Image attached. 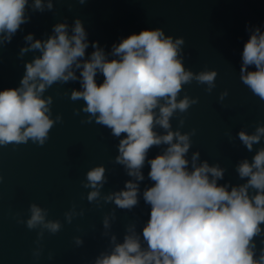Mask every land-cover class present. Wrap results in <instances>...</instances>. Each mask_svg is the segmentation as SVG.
Returning a JSON list of instances; mask_svg holds the SVG:
<instances>
[{"label":"clouds","instance_id":"obj_1","mask_svg":"<svg viewBox=\"0 0 264 264\" xmlns=\"http://www.w3.org/2000/svg\"><path fill=\"white\" fill-rule=\"evenodd\" d=\"M78 2L84 5L87 0ZM53 10L54 0H0V48L30 22L31 13ZM246 31L250 37L243 47L239 78L264 101V31L250 25ZM24 41L18 54L21 59L29 52L39 54L25 62L18 87L0 91V147L29 141L45 145L51 129L63 122L61 114L53 118V97L45 93L54 84L78 81L80 88L70 90V99L84 104L74 114L85 113L81 123L95 121L118 139L113 162L123 166L129 177L122 189L104 194L105 166L90 168L81 181L83 188L90 189L87 201L97 207L114 203L118 209L132 211L140 202V184L146 179L143 169L150 166L147 179L152 183L142 191L150 215L142 231H137L135 222L128 223L121 242L111 231L117 219L115 209L106 213L101 235L108 238L109 249L92 264H264V146L255 149L251 160L236 163L235 172L245 182L235 185L219 183L227 170L201 160L199 150L189 158L197 130L181 129L185 114L199 98L187 93L181 97V93L193 81L212 93L218 72L207 68L193 72L185 67L184 37L166 35L160 27L145 29L114 43L108 53L99 42H91L94 50L86 57L88 33L77 17L71 26L66 20L54 24L45 39L28 33ZM98 75L103 76L101 83ZM228 95L225 89L219 100ZM173 117L178 120L175 130ZM227 135L231 141V132ZM236 137L252 152L264 139V123H257L251 133L241 128ZM161 146L149 158L152 148ZM28 212L26 220L17 215L16 222L36 230L32 255L39 260L45 232L55 235L63 223L49 219V209L37 203H31ZM83 215L84 209L78 211L73 203L64 212V223L72 224ZM73 241L76 247L84 244L80 236ZM48 259H53L52 253Z\"/></svg>","mask_w":264,"mask_h":264},{"label":"water","instance_id":"obj_2","mask_svg":"<svg viewBox=\"0 0 264 264\" xmlns=\"http://www.w3.org/2000/svg\"><path fill=\"white\" fill-rule=\"evenodd\" d=\"M69 5L71 7L69 8ZM80 18L90 42L86 57L94 50L91 42H99L105 52L111 51L114 43L145 29L163 28L166 35L184 37V64L193 72L214 69L218 72L216 88L212 93L205 91L206 85L193 81L184 86V93L198 97L185 114L182 131L197 130L192 137L193 151L199 150L201 160L210 164L219 163L227 171L223 184L244 183L235 172L236 163L255 155V149L264 146V139L249 152L236 137L241 128L249 133L257 123H264V101L254 96L239 78L242 52L250 33L246 26L260 27L264 31V0H87L81 5L78 0H54V10L31 13L29 23L13 37L11 43L0 48V91L19 86L24 74V64L39 53L29 52L22 59L19 51L24 46V36L33 33L35 39H45L52 27L65 20L71 26ZM250 70H255L254 67ZM79 75V72H77ZM97 82L103 76H97ZM79 82L54 84L45 93L53 97L52 115L63 117L50 131V138L43 146L29 141L27 144L0 147V264H92L100 252L109 249L108 238L103 232L102 220L106 213L115 209L117 219L111 231L122 242L125 226L135 222L137 231H142L150 215V206L142 198L150 170L145 165L146 179L141 182V197L132 211L116 208L114 203L97 207L86 199L90 189L82 187L86 172L95 166L106 168L108 182L102 193L118 191L129 179L123 166L115 164L118 154V139L106 127L92 123H81L86 114H74L81 108L82 100L72 101L70 90L79 89ZM228 90L229 95L221 102L219 94ZM69 93L66 95L65 93ZM177 127V117L171 121ZM231 132L233 139L227 135ZM154 147L149 158H154L163 148ZM37 203L49 209V219L63 223L62 230L51 235L45 232L43 255L33 258L36 247V230L18 224L16 217L29 216V205ZM77 210L83 208L84 215L64 223V212L72 204ZM80 236L84 244L76 247L73 237ZM259 245V238H257ZM53 259H48V254Z\"/></svg>","mask_w":264,"mask_h":264}]
</instances>
